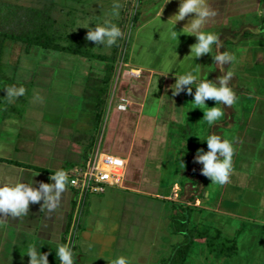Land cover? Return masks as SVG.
I'll return each instance as SVG.
<instances>
[{
    "label": "crops",
    "instance_id": "obj_1",
    "mask_svg": "<svg viewBox=\"0 0 264 264\" xmlns=\"http://www.w3.org/2000/svg\"><path fill=\"white\" fill-rule=\"evenodd\" d=\"M138 1L137 24L121 61L114 50L104 58L65 52L75 60L58 66L41 60L53 50L38 46L0 61V184L54 183L49 177L56 170L83 166L94 153L125 161L119 184L86 197L72 244L74 264H110L117 255L131 264H158L161 249L183 237L170 226L183 207L189 210L188 228L205 211L264 221L261 195L255 207L243 205V199H254L244 195H252L264 173V0H209L217 14L205 30L216 32L221 42L212 46V55L234 53L231 66L214 63L210 54L195 58L190 45L196 38L188 33L171 39L169 24L179 0ZM192 69L212 80L226 70L234 73L229 84L238 100L221 105L224 115L211 127L192 105V95L172 94L173 74ZM21 84L23 96H6L8 86ZM63 86L68 96L81 98V109L69 102L68 109L53 111V117L62 116L54 123L37 101ZM214 103L206 100L209 107ZM209 132L234 143V171L223 185L211 183L194 159L197 149L207 151L201 140ZM72 205L67 184L53 209L30 202L28 214L18 220L0 215V264H29L26 252L33 246L48 253V264H60L55 250L65 244Z\"/></svg>",
    "mask_w": 264,
    "mask_h": 264
},
{
    "label": "rangeland",
    "instance_id": "obj_2",
    "mask_svg": "<svg viewBox=\"0 0 264 264\" xmlns=\"http://www.w3.org/2000/svg\"><path fill=\"white\" fill-rule=\"evenodd\" d=\"M108 1L111 0H0V31H11V29H14L15 33L20 34L25 32L28 35L29 27H22L21 24H17L18 28H15L16 24L7 23L6 20H3V17L7 18L9 15L10 17H14L15 12L20 15V13L23 12V8L27 7L36 9L42 8L43 10L45 9L42 17H40L43 24L41 25L42 27L37 29V32L31 34L35 35L33 37L50 42L53 45H58L59 47L76 46L79 42L86 41L85 45L82 47V53L85 55L104 58L110 55L114 50L116 52V59L121 61L125 54L126 47L129 44L132 29L137 24L136 14L139 9V1L123 0L122 6L115 9L109 8ZM114 11L118 14L113 15ZM105 19H109L116 23L121 28L124 36L118 38L117 43L111 46L95 45L92 41L88 42L86 39L88 25L94 27L95 24L103 23ZM20 45L19 42L10 38L4 40L0 39V61H12L17 59V56L23 57L25 53L22 52V47ZM46 58L47 60L57 62L58 66H61L64 60H75L73 55L57 50H53V52L50 53L48 52L44 56L42 55L41 60L44 61ZM104 84L102 85V89H105ZM56 89L57 90H49L48 94L46 93L42 100L39 99L37 101L38 105H40L44 111L46 110V112H44V118L54 123H56L58 119H61L62 116L54 115L53 117V111L57 114V111L62 108L68 109L69 102L75 105V110L81 109L82 102L80 97L68 96L64 86L61 90L60 87ZM35 93L36 95H33L39 98L41 91L37 90ZM101 95H103V97L101 96L100 101H103V99H105V91L102 92ZM96 100L99 101L98 99ZM20 101L23 100L21 99ZM41 108L39 110H41ZM51 117H53V119H51ZM262 175H258L257 181H255L256 183L254 184L258 185L252 192V195L256 196L244 195V198H254L250 202L243 199L244 206L255 207L260 195L261 199L264 201V173H262ZM184 209L187 208H179V211H177L179 212L178 216L180 218L183 217ZM258 209L259 208H257V210ZM258 212L260 213L259 215L264 216V209H259ZM200 219L197 225L194 223L192 224V230L197 233H209L213 238L212 240L215 246L219 244H222L224 247L230 246V254L218 250L209 251L206 247L205 239L198 237L195 238L194 244L189 250L183 264H264V221L261 222L258 221V219L251 218H234L233 215L226 216L225 214H216L213 211L202 212ZM171 222L172 219L170 220V226ZM178 227L181 228L182 224L178 223ZM182 239L183 237L180 238V240L175 239L168 242V244L161 249V259L159 257L157 263L164 264L171 254L173 246L183 241Z\"/></svg>",
    "mask_w": 264,
    "mask_h": 264
},
{
    "label": "clouds",
    "instance_id": "obj_3",
    "mask_svg": "<svg viewBox=\"0 0 264 264\" xmlns=\"http://www.w3.org/2000/svg\"><path fill=\"white\" fill-rule=\"evenodd\" d=\"M116 14L118 13L114 11L113 15ZM216 14V10L210 6L209 0H179L178 9L171 16L169 35L171 39L178 40V33H188L187 35L196 38L195 43L190 45V53L195 58L210 54L214 63L220 66L226 64L231 66L236 60L234 53L225 50L212 55V46L215 44L220 47L221 42L216 32L205 30V25ZM186 16L188 17L187 22L180 31L174 30L176 23L184 20ZM123 36L124 33L121 28L109 19H105L103 23L95 24L94 27L88 25L86 33L88 41L94 42L95 45L107 46L117 43L118 38ZM173 75L175 82L170 86L173 96L181 91L192 95V105L196 109L202 110V120L206 121L209 127L213 126L224 115V108L221 105L225 107L232 106L238 100L236 92L229 84L234 75L231 70H226L223 75L217 76L214 80L202 78L196 69ZM193 88H195L194 92L192 91ZM5 90L6 96L9 98H18L25 93V87L22 84L20 86H8ZM208 99L215 102L214 106L209 107L206 105ZM201 141L206 142L207 151L199 148L194 157L197 163L203 165L200 169L201 173L208 177L213 184L223 185L227 183L234 171L233 155L235 149L233 141L215 132L207 133ZM115 163L121 165L123 161L117 158ZM49 179L54 183L41 182L38 188L33 187L32 180L30 183L17 180L0 184V215L18 220L28 214L30 202L42 201V204L46 205L48 209L55 208L59 203L61 193L69 183V178L63 169H58ZM73 252V248L67 244H60L55 250L60 264H74ZM26 254L29 257V264H48V253H42L40 247H30ZM110 264H131V260L125 255H117L110 261Z\"/></svg>",
    "mask_w": 264,
    "mask_h": 264
},
{
    "label": "trees",
    "instance_id": "obj_4",
    "mask_svg": "<svg viewBox=\"0 0 264 264\" xmlns=\"http://www.w3.org/2000/svg\"><path fill=\"white\" fill-rule=\"evenodd\" d=\"M123 0H111L108 1L109 8H119L122 6ZM108 8V7H107ZM43 9H36V8H23V12L20 13V15L15 12L14 17H10V15L5 18L3 17V20H6L9 24H16L15 28L17 27V24H21V26H27L29 27L28 32L29 34L23 32V33H15L14 29H11V31H0V39H12L17 42H19L22 47V52L27 53L29 48L31 46H38L44 49H53L60 52H67L71 54H80L85 55L82 53V47L85 45L86 41L79 42L76 46L71 47H59L58 45H53L50 42H46L40 39H36L34 34L37 32L39 27H42L43 21H41L40 17H42V14L45 12ZM21 16V17H20ZM15 21V22H14ZM37 36V35H36ZM90 42V41H88ZM93 57V56H92ZM98 113V111H97ZM198 168V167H196ZM192 170H195L194 168H191L189 171L192 172ZM189 176V175H187ZM197 194H194L191 199H193ZM199 195V193H198ZM171 222V231L174 234H181L184 238L183 241L173 246L171 250V254L167 258L164 264H183L187 258V255L189 253V250L191 249L192 245L194 244L195 238H204L206 247L209 251L218 250L220 252L230 254L231 247H224L222 244L214 245L213 244V238L212 236L207 232H196L192 230V228H188V221H189V210L184 209L183 210V217L180 218L178 215L173 216ZM178 223L182 224V227H178ZM196 232V233H195Z\"/></svg>",
    "mask_w": 264,
    "mask_h": 264
},
{
    "label": "built area",
    "instance_id": "obj_5",
    "mask_svg": "<svg viewBox=\"0 0 264 264\" xmlns=\"http://www.w3.org/2000/svg\"><path fill=\"white\" fill-rule=\"evenodd\" d=\"M117 158L122 160L123 164L117 165L115 163ZM124 169L125 161L122 158L114 155L94 153L83 166L66 171L69 178L68 186L72 192L73 205L65 244L72 247L86 197L92 193H100L110 185L119 184L123 177Z\"/></svg>",
    "mask_w": 264,
    "mask_h": 264
}]
</instances>
